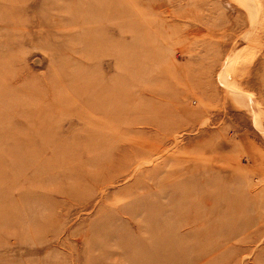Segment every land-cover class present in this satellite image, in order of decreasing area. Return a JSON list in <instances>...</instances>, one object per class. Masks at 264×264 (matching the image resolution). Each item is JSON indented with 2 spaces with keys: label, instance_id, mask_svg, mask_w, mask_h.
I'll return each instance as SVG.
<instances>
[{
  "label": "rangeland",
  "instance_id": "obj_1",
  "mask_svg": "<svg viewBox=\"0 0 264 264\" xmlns=\"http://www.w3.org/2000/svg\"><path fill=\"white\" fill-rule=\"evenodd\" d=\"M0 264H264V0H0Z\"/></svg>",
  "mask_w": 264,
  "mask_h": 264
}]
</instances>
